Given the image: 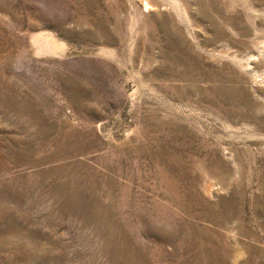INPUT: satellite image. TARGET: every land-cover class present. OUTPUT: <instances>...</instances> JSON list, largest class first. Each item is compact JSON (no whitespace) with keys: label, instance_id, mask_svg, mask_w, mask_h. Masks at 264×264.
<instances>
[{"label":"rangeland","instance_id":"374dc122","mask_svg":"<svg viewBox=\"0 0 264 264\" xmlns=\"http://www.w3.org/2000/svg\"><path fill=\"white\" fill-rule=\"evenodd\" d=\"M0 264H264V0H0Z\"/></svg>","mask_w":264,"mask_h":264},{"label":"bare ground","instance_id":"6f19581e","mask_svg":"<svg viewBox=\"0 0 264 264\" xmlns=\"http://www.w3.org/2000/svg\"><path fill=\"white\" fill-rule=\"evenodd\" d=\"M145 5V4H144Z\"/></svg>","mask_w":264,"mask_h":264}]
</instances>
